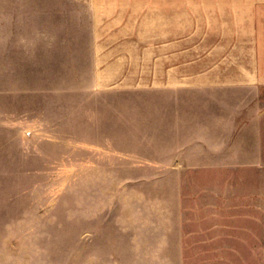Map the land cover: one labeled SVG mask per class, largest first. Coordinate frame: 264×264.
Returning a JSON list of instances; mask_svg holds the SVG:
<instances>
[{
	"label": "rangeland",
	"instance_id": "374dc122",
	"mask_svg": "<svg viewBox=\"0 0 264 264\" xmlns=\"http://www.w3.org/2000/svg\"><path fill=\"white\" fill-rule=\"evenodd\" d=\"M0 264H264V0H0Z\"/></svg>",
	"mask_w": 264,
	"mask_h": 264
},
{
	"label": "crops",
	"instance_id": "0c3cea01",
	"mask_svg": "<svg viewBox=\"0 0 264 264\" xmlns=\"http://www.w3.org/2000/svg\"><path fill=\"white\" fill-rule=\"evenodd\" d=\"M253 2L256 3V1H253ZM258 71H259V68L256 65H254L253 68L251 69V72L252 73H250L248 75L249 78H251V79L247 80V83L249 82V83H259V84H263L262 83L263 81H261L260 74L258 73Z\"/></svg>",
	"mask_w": 264,
	"mask_h": 264
}]
</instances>
